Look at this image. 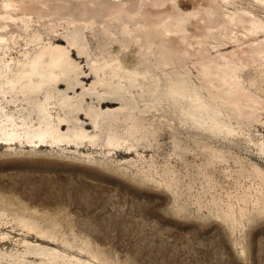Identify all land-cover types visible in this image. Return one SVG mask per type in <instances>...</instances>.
Listing matches in <instances>:
<instances>
[{"label": "rangeland", "instance_id": "rangeland-1", "mask_svg": "<svg viewBox=\"0 0 264 264\" xmlns=\"http://www.w3.org/2000/svg\"><path fill=\"white\" fill-rule=\"evenodd\" d=\"M214 1L200 14L181 2L169 18L194 55L164 64V37L152 36L134 63L149 70L142 88L109 103L99 100L114 91L106 83L131 82L117 67L127 66L126 45H144L138 17L129 34L124 16L102 17L103 0H38L33 12L0 3L1 14L24 18L0 19L8 38L0 57L11 70L49 42L67 47L76 28L83 41V53L71 51L72 71L58 74L61 85L48 71L14 86L0 79V118L38 124L46 103L55 118L81 113L78 125L96 135L95 145L0 143V264H264V53L244 58L252 97L240 108L211 98L201 73L202 59L238 48L235 31L244 34L252 15L264 22V0ZM234 12L244 22L228 30L221 17ZM170 78L194 85L209 109L171 98ZM85 113H101L98 128ZM109 135L122 145H108Z\"/></svg>", "mask_w": 264, "mask_h": 264}, {"label": "bare ground", "instance_id": "bare-ground-1", "mask_svg": "<svg viewBox=\"0 0 264 264\" xmlns=\"http://www.w3.org/2000/svg\"><path fill=\"white\" fill-rule=\"evenodd\" d=\"M103 1L105 3H103L102 17L112 20L124 16V19H126V32L129 34L131 33V30L128 28L130 20L138 17L137 24L139 28H144L142 32H145L143 33L145 39L143 40L144 45L139 43V40L132 45H126L125 62H127V66H123L121 62H119L121 65L118 64L117 66L118 68L125 69L128 73L127 79L131 80V82L123 85L124 83L121 79H126V77L120 75V78H118L120 80L117 83H106L114 91H111L112 94L109 91L110 96L101 95L99 98L101 103L119 102L122 100L126 102L128 99L124 97L123 93H131L134 89L142 88V84L144 83V79L147 78L149 70H139L134 63L141 59V50L143 47L146 50L145 53L151 48L153 43L152 36L164 37L162 39V48L158 51L162 53L161 56H164L166 53L168 54L161 61L164 64L169 65L171 63L170 61L181 55H184L186 58L194 55L182 47V43L186 40L187 35L175 34L176 31L181 30V25L177 23L176 29L169 22V18L178 10L181 2L192 4L193 8L198 7V14L207 9L208 12L217 8L214 0H153L151 2L145 0L146 2L144 3H140V0ZM37 2L38 0H29V2L25 0L0 1L6 9H24L30 12L38 9L36 6ZM14 17L10 12H6L5 14L0 13V19H20L24 21L22 17ZM244 17V15H239L234 12L228 14L226 17H221V19L223 20L224 27L229 30L235 26L239 27L244 22ZM249 20L248 22L251 23V26L247 27L248 29H245L246 31L244 30V34L235 31L233 38L238 44L237 49L229 52H221L220 55L218 54L220 56L219 59L207 56L208 61L205 59L201 60V73L205 80L207 94L211 98L222 99L221 101L224 100L225 104L229 103L237 108H240L246 99L252 97V93L248 92L242 83L243 75L241 71L246 67L244 58L249 55H262L264 53V49L262 48L264 39L259 40L257 34H264V22L253 15ZM6 26L5 24H1L0 28H5ZM79 30L76 28L67 36V47L49 42L38 48L34 55L26 52V58L24 60H18L14 63L18 65L15 71L14 69L11 70L13 63L11 59L0 57V79H9L11 86H14L17 82H21V78L27 77L31 81L33 74L36 72L48 71L50 80L61 85L58 74L64 73L68 75L72 71L71 51L73 52L77 49L78 53H83V41ZM6 42H8V38L5 35L0 36V48L8 47L5 44ZM243 43L246 45H243ZM133 64L135 66H132ZM94 70L97 73L99 68L94 67ZM96 83L105 84L104 79H98ZM167 92L174 100L188 98L193 108L197 107L201 110L209 109L208 104L202 101L203 97L200 92L196 90L194 85L185 80L170 78L167 84ZM74 110L75 108L72 109V112ZM40 112L41 120L38 124H33V121L29 122L25 115L19 118H15L13 115H5L3 118H0V143L6 145L24 143L27 146H53L63 144L81 146L86 141H91L92 145H95L96 135H90L81 125H78L79 120L73 117V115L77 114L78 116L81 113L58 114L55 118L53 113L48 112L46 103L40 107ZM125 114L129 119L138 116V113ZM85 115L86 119L91 120L90 124H93L96 128L99 127L98 119L101 113H85ZM66 125H68L67 130H63ZM107 144L119 147L122 145V141L116 136L109 135Z\"/></svg>", "mask_w": 264, "mask_h": 264}]
</instances>
